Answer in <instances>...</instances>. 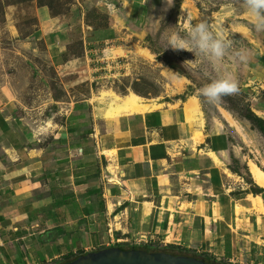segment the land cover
<instances>
[{
  "label": "crops",
  "instance_id": "0c3cea01",
  "mask_svg": "<svg viewBox=\"0 0 264 264\" xmlns=\"http://www.w3.org/2000/svg\"><path fill=\"white\" fill-rule=\"evenodd\" d=\"M75 2L73 13L62 17L39 15L32 34L53 42L51 47L58 49L56 56L64 66H76L70 59L63 62V43L68 32L77 31L76 26L84 30L82 20L87 8L95 7L106 13L108 10L104 8L116 11L118 4L120 15L114 19L118 23L110 26V30L114 39L123 40L127 38L124 23L136 22L140 7L146 4V0ZM247 20L250 21L249 16ZM10 29L9 39L14 33ZM232 30V35L241 38L253 56L243 73L237 68L239 86L245 89L250 110L264 120V33L255 34L242 22H235ZM83 32L84 45L92 53L98 35L94 36L91 27ZM91 96L81 104L69 105L66 120L74 116L66 130L74 132L77 127L85 126L80 118L76 122L75 113L78 108L89 110L91 125L87 128L93 131L92 153L106 158L110 174L108 183L103 176L94 180L104 184L102 195L106 200L109 196L113 204L112 221L111 217L109 221L115 224V235L144 244L165 243L166 247L207 254L227 264H264V213L260 209L263 207L255 202L261 200L264 204V186L254 181L244 148L238 146V141L248 138L247 123L232 118L233 125L223 128L215 119L207 121L199 101L198 112L190 109L191 97L173 104L158 103L157 107L143 111L108 116L117 102L112 108L111 99L92 101ZM10 104L7 97L0 96V264L19 263V260L21 264L31 261L44 264V260L66 255L72 244L77 245L69 233L80 230V221L90 219L94 213L108 220L110 214L105 212V204L104 210H94L91 206L94 193L77 194L82 191L78 188L85 185L78 173L68 176L64 173L70 171L65 166L75 160L71 155V160L63 162L67 157L60 153L65 150L85 153L87 148L76 143L66 149V144L61 143L55 149L57 153L49 157L54 148L41 144L44 137L33 135L34 127L29 121H18ZM223 116L220 119H226ZM77 161L81 169V159ZM242 167L251 177V183L245 181ZM252 187L260 191L253 192ZM66 196L68 204L64 205ZM53 229H62L64 234L46 239L45 233ZM54 246L56 251L50 255L39 253L42 248ZM30 249L36 254L31 261L24 254ZM19 254L22 259H18Z\"/></svg>",
  "mask_w": 264,
  "mask_h": 264
},
{
  "label": "rangeland",
  "instance_id": "374dc122",
  "mask_svg": "<svg viewBox=\"0 0 264 264\" xmlns=\"http://www.w3.org/2000/svg\"><path fill=\"white\" fill-rule=\"evenodd\" d=\"M75 1L0 0V96L7 97V101L12 106L10 110L12 113L14 112L13 115L18 121L21 119L20 121H25L24 123L30 122L29 124L34 127L33 135L44 137L41 144L44 146L49 144L54 148V152H49V157L52 158L57 153L55 149L61 143L66 144V149L76 143L87 148L85 153L74 150H65L63 153L59 151L62 157H67L62 160L63 162L71 160L69 158L71 155L75 160L74 163L71 162L69 166H65L70 171L64 173L67 176L78 173V176H81L79 179L85 185L78 188L82 191L77 194L86 195L85 187L95 189L93 190L94 203L91 206L95 211L103 210L99 204V202H103L106 207L105 212L110 216L106 220L105 216L94 213L90 219L85 218L80 221L78 225L80 230L76 232L73 230L69 233V235H73L72 239L77 241V245H71L72 249L67 253L68 255H71L73 251L79 252L83 248H88L91 252L115 246L114 243L118 238H123V240L121 239L120 243L116 245L121 244L125 248L132 246L160 247L162 244H144L137 240H125V236L115 235V224L109 221L110 217L112 221L113 211L109 210L108 204L112 202L109 196L106 200L102 195L105 189L104 184L100 180L98 183L95 181L96 177L103 176L105 177L104 181L108 183L107 177H110V174L106 169L108 164L106 158L104 156L96 157L92 153L93 142L90 134L93 131L87 128L91 125L90 112L78 108L75 113V116L78 117L76 122L78 123L80 118V121L84 120L86 124L77 127L74 132H70L66 128L69 129L68 126L72 124L71 120L74 115L68 116V120H66L65 115H68L69 111L67 109L74 102L77 105L83 103L82 101L89 98L90 94L92 101L99 100L101 102L113 93L120 96L136 94L142 98V103L146 105L145 110L157 107L158 103L173 104L188 97L196 98L207 121L215 119L217 123H221L223 128L233 125V119L239 123H247L246 135L248 138L243 137V140L238 141V146L241 145L244 148L243 153L251 167L252 177L254 181L258 182L254 177L253 170L260 169L264 172V134L252 121L244 117L248 115L247 110L250 109V102L247 101L248 97L244 94L245 89L239 86L238 95L225 96L221 102L214 104L205 102L198 95L197 89L207 82L205 73L212 77L221 76L223 74L221 67L219 65L213 67L206 61L186 64V61L197 59L193 53L171 48L165 50L161 43V34L169 28L177 27V31H186L184 25L189 15L193 24L198 21H207L216 30L224 27L233 31V24L242 22L244 27L249 28L255 34L256 32L251 28L247 15L234 6L233 0H172L171 6L168 5L167 0H146V4H143L139 9L137 21L133 24L124 23L126 28L124 32L127 33V38L123 40L114 39L113 33L111 34L112 29L110 30V26L118 23L114 21L115 16L119 17L120 15L117 11L118 4H116V11L110 12V8H104V10H108L106 13L95 7L87 8L88 13L86 12L87 14L85 17L83 16L82 20L84 30L81 26H76L77 31L68 32L67 40L63 43L65 48L62 54L63 62L70 59L76 66H71V64L64 66V63L61 65L56 56L58 49L51 47L53 42H45L40 40L39 36H32V34L35 32L39 15L44 13L46 16L54 18L62 17L72 12L71 9H74ZM81 9L79 7V11ZM83 12L84 10L79 14ZM181 17L184 19L180 22ZM9 27L14 32L11 39L8 38L10 36ZM90 27L95 30L94 36L98 35L94 40L95 46L91 48L92 53H88L90 48L84 45L85 34L83 31L86 33ZM230 31L225 32L227 37L242 41L241 38L233 36ZM223 67L227 68L229 65L225 63ZM232 70L237 74L236 67H233ZM167 73L171 77H168ZM93 94H99L100 97H95ZM83 113L84 116H82ZM220 116L226 117L230 123L225 118L220 119ZM54 130H57V134H59L54 133ZM80 159L81 169H78L79 162L77 160ZM235 168L238 167L235 165ZM242 168L245 181L251 183V177L249 178L246 174L247 170L245 167ZM119 221L118 219V223H120ZM116 226L119 227V225ZM110 235H113L114 243L111 241ZM161 248L170 247L161 246ZM35 249L37 250L39 247L36 246ZM173 249L205 256L219 264H227L217 261L207 254L174 247ZM29 251H25L24 254L31 261L36 254L32 249ZM55 251L56 246L42 248L39 253L50 255ZM64 257L62 255L51 263H47L55 264L63 260ZM37 262L31 261L30 264H38ZM12 264L20 263L13 261Z\"/></svg>",
  "mask_w": 264,
  "mask_h": 264
},
{
  "label": "clouds",
  "instance_id": "9594fccd",
  "mask_svg": "<svg viewBox=\"0 0 264 264\" xmlns=\"http://www.w3.org/2000/svg\"><path fill=\"white\" fill-rule=\"evenodd\" d=\"M169 6L172 0H167ZM234 6L250 17V26L256 33H264V0H233ZM184 19L181 17L180 22ZM186 31L180 32L176 28H169L161 34L163 49L171 48L177 51L193 53L195 61L186 64L206 61L215 67L219 65L223 74L212 77L205 73L206 83L197 89L198 95L207 103L221 102L223 97L238 95L239 80L232 68L236 67L241 73L247 68L253 56L252 51L243 44L225 35L231 29L221 27L219 30L207 21L192 23L191 16L185 23ZM227 63L229 67L224 68Z\"/></svg>",
  "mask_w": 264,
  "mask_h": 264
},
{
  "label": "water",
  "instance_id": "95a60500",
  "mask_svg": "<svg viewBox=\"0 0 264 264\" xmlns=\"http://www.w3.org/2000/svg\"><path fill=\"white\" fill-rule=\"evenodd\" d=\"M62 264H214L204 259L167 252H150L139 248L108 247L87 252Z\"/></svg>",
  "mask_w": 264,
  "mask_h": 264
},
{
  "label": "trees",
  "instance_id": "16d2710c",
  "mask_svg": "<svg viewBox=\"0 0 264 264\" xmlns=\"http://www.w3.org/2000/svg\"><path fill=\"white\" fill-rule=\"evenodd\" d=\"M247 111L249 113H248V115L246 114L247 116H244V117L247 118V119H249L250 121H252L261 130V132L264 134V120L261 119V118H259V117H257L256 115H254L253 112L250 109H248ZM251 189L253 190V192H259L260 191V189L257 188V187H252ZM93 192L94 191L87 190V194L88 195H91ZM63 204L64 205H67L68 204V197L67 196L64 198V203ZM100 204H101V206H102V208L104 210V203L101 202ZM88 214H89V210H86V215H88ZM63 234H64V231L62 229H53V230L48 231L47 233H45V237H46V239L49 240V239H52V238H57L58 236H61ZM115 246L116 247H121L123 249L139 248V249H144V250H147V251H150V252H161L162 251V252H167V253L177 254V255L193 256V257H198V258L204 259L205 261L210 262V263L219 264L215 260L208 259L205 256L196 255V254H190V253H188L186 251H178L176 249H173V247H170L171 249L170 248L163 249L160 246V247H154L155 248L154 249V248L146 247V246H143V247H140V246L139 247L138 246L137 247L132 246L130 248H125L121 244H118V245H115ZM99 250H101V249H96L95 251H99ZM85 253H87V252L84 251L83 249H81L79 252H74L73 251V253H71V255H68V254L67 255H64L65 256L64 259L61 260L60 262H56L55 264H62V263H65V262H69V261L73 260L74 258H76L77 256L84 255ZM70 256H72V257H70ZM18 259H22L20 257V254L18 256ZM21 261L19 260V263L20 264H21ZM45 261L46 260H44V263H45Z\"/></svg>",
  "mask_w": 264,
  "mask_h": 264
},
{
  "label": "bare ground",
  "instance_id": "6f19581e",
  "mask_svg": "<svg viewBox=\"0 0 264 264\" xmlns=\"http://www.w3.org/2000/svg\"><path fill=\"white\" fill-rule=\"evenodd\" d=\"M168 77H171V75L169 73H167ZM105 98V97H102ZM108 99L112 100V108L113 105H115V103L117 104V106L114 109H110L108 111V116H113L115 114H119L121 112H135V111H143L145 110L146 105H144L142 103V98L139 97L136 94H127L124 96H120L116 93L111 94L109 97H107ZM190 104L191 107L190 109H192L193 111L196 110V112L199 111L198 107H197V100L195 98H192L190 100ZM194 108V109H193ZM188 124V123H187ZM197 135V134H196ZM253 174L254 177L256 178V180H258V184L261 186H264V172L261 171L260 169H254L253 170ZM255 202L259 203L260 207L262 206L263 208H260L261 211H263L264 213V204L261 200H256ZM108 208L110 211H113V204L109 203L108 204Z\"/></svg>",
  "mask_w": 264,
  "mask_h": 264
},
{
  "label": "built area",
  "instance_id": "2783aa9c",
  "mask_svg": "<svg viewBox=\"0 0 264 264\" xmlns=\"http://www.w3.org/2000/svg\"><path fill=\"white\" fill-rule=\"evenodd\" d=\"M111 238H112L111 241L113 242V241H114V238H113L112 236H111ZM138 242H141V241H138ZM138 242H136V243H138ZM113 243H114V242H113ZM117 243H120V240H119V239H117V242L114 243V245H116ZM161 246L166 247V244H165V243H162ZM83 250L86 251V252H90L88 248H83ZM59 257H60V256H59ZM53 260H54V259L46 260L45 263H47V262H48V263H51ZM48 263H47V264H48Z\"/></svg>",
  "mask_w": 264,
  "mask_h": 264
}]
</instances>
